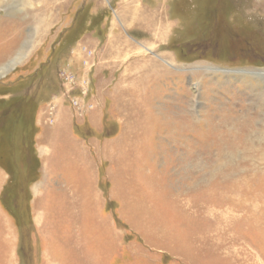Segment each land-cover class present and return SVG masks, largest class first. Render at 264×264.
I'll use <instances>...</instances> for the list:
<instances>
[{"label": "rangeland", "instance_id": "374dc122", "mask_svg": "<svg viewBox=\"0 0 264 264\" xmlns=\"http://www.w3.org/2000/svg\"><path fill=\"white\" fill-rule=\"evenodd\" d=\"M4 67L0 264H264V0H0Z\"/></svg>", "mask_w": 264, "mask_h": 264}, {"label": "trees", "instance_id": "16d2710c", "mask_svg": "<svg viewBox=\"0 0 264 264\" xmlns=\"http://www.w3.org/2000/svg\"><path fill=\"white\" fill-rule=\"evenodd\" d=\"M195 45V46H194ZM193 48L198 52V50L201 52V55L202 56H205L206 54H207V52H208V50H205V51H202V50H200V48L198 49V46H201V44H197L196 45V43H194L193 44ZM213 55H214V52H213ZM254 62H256V61H254ZM17 107H20V105L18 106L17 105ZM12 113H11V108L10 107H7V108H5L3 111H2V117H7L8 115H11Z\"/></svg>", "mask_w": 264, "mask_h": 264}, {"label": "built area", "instance_id": "2783aa9c", "mask_svg": "<svg viewBox=\"0 0 264 264\" xmlns=\"http://www.w3.org/2000/svg\"><path fill=\"white\" fill-rule=\"evenodd\" d=\"M61 77H62V74H61ZM61 81H62V89L64 90V93H66L67 92V89H66V80L64 79V80H62V78H61ZM68 82V81H67ZM85 89H87V87H85ZM88 90V89H87ZM87 94V92H84V95H86ZM67 95L69 96V94L67 93ZM70 98V97H69ZM80 100V99H79ZM73 103V102H72ZM75 104V103H74ZM85 108V107H84ZM74 109H75V107H74ZM75 111H76V113H77V110L75 109Z\"/></svg>", "mask_w": 264, "mask_h": 264}, {"label": "bare ground", "instance_id": "6f19581e", "mask_svg": "<svg viewBox=\"0 0 264 264\" xmlns=\"http://www.w3.org/2000/svg\"><path fill=\"white\" fill-rule=\"evenodd\" d=\"M24 56V54H23ZM10 67H4L0 69V76H3L6 74V71L9 69ZM152 68V67H151ZM149 77V76H148Z\"/></svg>", "mask_w": 264, "mask_h": 264}]
</instances>
